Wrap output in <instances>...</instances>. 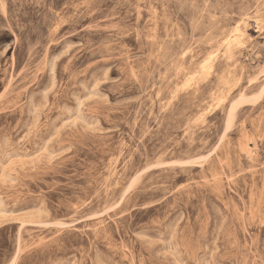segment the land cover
Listing matches in <instances>:
<instances>
[{"label": "rangeland", "instance_id": "1", "mask_svg": "<svg viewBox=\"0 0 264 264\" xmlns=\"http://www.w3.org/2000/svg\"><path fill=\"white\" fill-rule=\"evenodd\" d=\"M0 264H264V0H0Z\"/></svg>", "mask_w": 264, "mask_h": 264}, {"label": "bare ground", "instance_id": "2", "mask_svg": "<svg viewBox=\"0 0 264 264\" xmlns=\"http://www.w3.org/2000/svg\"><path fill=\"white\" fill-rule=\"evenodd\" d=\"M229 120V119H228Z\"/></svg>", "mask_w": 264, "mask_h": 264}]
</instances>
